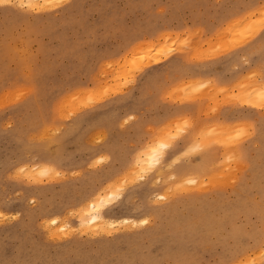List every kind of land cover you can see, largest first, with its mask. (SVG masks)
<instances>
[{
  "label": "rangeland",
  "instance_id": "1",
  "mask_svg": "<svg viewBox=\"0 0 264 264\" xmlns=\"http://www.w3.org/2000/svg\"><path fill=\"white\" fill-rule=\"evenodd\" d=\"M7 1L0 264H264V0ZM150 106L182 110L145 124ZM195 128L193 165L146 167L149 142L167 157ZM115 180L129 221L81 224Z\"/></svg>",
  "mask_w": 264,
  "mask_h": 264
},
{
  "label": "bare ground",
  "instance_id": "2",
  "mask_svg": "<svg viewBox=\"0 0 264 264\" xmlns=\"http://www.w3.org/2000/svg\"><path fill=\"white\" fill-rule=\"evenodd\" d=\"M6 1L7 0H0V6L2 5V4H4V3H6ZM52 0H14L13 2H16V7H21V6H24V7H37V5H39L40 3H42V5L44 6H42V5H40V6H42L43 7V9L44 8H46L47 6L45 5V4H52V5H56V3H58V1L57 0H55V1H52L53 3H50ZM57 1V2H56ZM60 1H62V0H60ZM56 2V3H55ZM7 3H10L9 2V0L7 1ZM32 6H31V5ZM79 4V3H78ZM50 5H48V7L50 6ZM51 5V6H52ZM22 8V7H21ZM20 8V9H21ZM40 8V7H39ZM31 9V8H30ZM35 10V9H34ZM36 10H38V9H36ZM13 13V12H12ZM15 13V12H14ZM12 16H13V14H12ZM54 24V23H53ZM263 34V33H262ZM264 35V34H263ZM161 42V41H160ZM262 42H264V36H261L260 37V39H259V41H258V43H262ZM155 43V42H154ZM256 44V43H255ZM153 45V44H152ZM155 46V45H154ZM213 47V46H212ZM155 48V47H154ZM151 49V48H150ZM157 50H159V53H160V55L162 54L160 51L161 50H163L162 48H161V50H160V48H156ZM148 52V51H147ZM151 52V51H150ZM142 53H143V51H142ZM158 53V52H157ZM153 54V53H152ZM150 56V55H149ZM158 56V55H157ZM157 56H155V57H153L156 61H157ZM141 57H144V56H141ZM147 57V56H146ZM146 57H144V58H146ZM159 57V56H158ZM162 57V56H161ZM143 59V58H142ZM159 59V58H158ZM154 60V61H155ZM152 60H150L149 61V63L151 62ZM153 61V62H154ZM148 63V64H149ZM147 65V64H146ZM138 66V65H137ZM143 67V66H142ZM132 69V68H131ZM137 69V68H136ZM138 70H140V69H138ZM131 83V82H130ZM202 85V84H201ZM260 85V84H259ZM258 85V86H259ZM260 87V89L262 90V92H264V86L263 87H261V85L259 86ZM258 88V87H257ZM140 89H141V87H140ZM250 89V88H249ZM206 90V89H205ZM231 94V93H230ZM258 99H261V98H258ZM258 99H256V102H258L259 100ZM256 102H254V103H256ZM255 105V104H254ZM259 105V104H258ZM262 128V127H261ZM229 129V128H228ZM220 130V129H219ZM214 131V130H213ZM232 131V130H231ZM260 131V130H259ZM260 133H261V131H260ZM58 134V133H57ZM229 135V134H228ZM261 137V136H260ZM155 141V140H154ZM158 144L156 145V148H154L153 147V145L152 146H150L151 148H149V150H151V151H149V150H146L145 149V151H144V153H145V155H144V153H143V156H145V159L143 158V160H147V162L146 161H144V163H145V165H146V167L148 166V167H150V166H158L160 163H161V160H163V158H165V150L168 148V146L171 144L170 142H168L167 143V141H166V143L165 142H161V141H159V142H157ZM193 144V143H192ZM189 146V145H188ZM142 148H143V146H142ZM141 148V149H142ZM148 149V148H147ZM143 152V151H142ZM142 152H141V154H142ZM139 155V153H137L136 154V156H138ZM139 156H141V155H139ZM146 157H147V159H146ZM139 158V159H138ZM142 157H136V161L137 160H142L141 159ZM100 160V159H99ZM142 160V161H143ZM175 160V159H174ZM174 160H172V161H174ZM135 161V162H136ZM171 161V160H170ZM225 162V161H224ZM137 163H139V162H137ZM143 163V162H142ZM170 162H168V164H169ZM47 164V163H46ZM128 164H130L129 162H128ZM128 164H124V166H126L127 167V165ZM172 164V163H171ZM173 165V164H172ZM35 166H37V165H35ZM39 166V165H38ZM140 166V165H139ZM52 167V166H51ZM125 167V168H126ZM134 168H135V166H133ZM172 167V166H171ZM22 168V167H21ZM42 168V167H41ZM43 168H48L47 166H43ZM42 168V169H43ZM45 169V170H46ZM59 169V168H58ZM127 169V168H126ZM128 169H129V167H128ZM141 169V168H140ZM174 169V168H173ZM187 169V168H186ZM53 170V169H52ZM132 170H133V168L131 167V169H130V171L132 172ZM142 170V169H141ZM50 170H48V171H45V173L46 172H49ZM55 171V170H54ZM144 171V170H143ZM44 172V171H43ZM145 173V172H144ZM245 173V172H244ZM50 174H51V171H50ZM56 174V173H55ZM128 174H129V171H128ZM127 174V175H128ZM192 174V173H191ZM129 176V175H128ZM182 176H186L185 174L184 175H181V177ZM127 177V176H126ZM174 177H178V176H174ZM180 177V176H179ZM190 176H186L185 177V180H187V181H189L190 180V178H189ZM125 178V177H124ZM179 179V178H178ZM192 179V178H191ZM184 180V181H185ZM219 180V179H218ZM130 182H131V180H129ZM113 182V181H112ZM115 182H117L116 180L114 181V183H111L110 185H108L107 187H105L104 189H102V190H100V191H97L96 190V192H92L91 190L92 189H90V191H88L87 190V192L85 191V195H84V193H83V195H81V196H83L82 198H81V201L83 202V206L84 207H82V206H80V207H82V208H77L78 210H79V213L77 212V214H79L80 215V217H79V215H78V217L81 219V224H84V225H100V226H103V225H105V224H108L109 226H111V227H113V226H115V224L117 223V222H128L129 221V218H126V217H122V218H117L116 217V212L115 211H113V210H111V208H113V206L112 207H110V205L112 204V202H114V200L118 197V195L119 194H117L116 193V190H115V188H116V185H119V184H116ZM186 182V181H185ZM118 183V182H117ZM114 184H116V185H114ZM123 184H124V182H123ZM125 185V184H124ZM93 186V185H92ZM120 186V185H119ZM96 188V187H95ZM121 188H123V186L121 187ZM99 189V188H98ZM157 194V193H156ZM120 197V196H119ZM118 197V198H119ZM159 197V196H158ZM161 197V196H160ZM32 200V199H31ZM30 200V201H31ZM40 200V199H39ZM78 201V200H77ZM80 201V202H81ZM118 201V200H117ZM79 202V201H78ZM81 202V203H82ZM74 204V203H73ZM78 204V203H77ZM75 206V205H74ZM77 206V205H76ZM78 207V206H77ZM126 208V207H125ZM76 209V211H78ZM127 209V208H126ZM129 210V209H128ZM75 211V210H74ZM145 216V215H144ZM57 218V217H56ZM57 220H58V218H57ZM146 220L147 219H143V221H141V225H144L145 223H146ZM149 220V219H148ZM131 221V220H130ZM133 222H136L135 220L133 221ZM142 222H144V223H142ZM57 223V222H56ZM79 223H80V221H79ZM139 223H140V221H139ZM138 223V224H139ZM54 224V223H53ZM118 224V223H117ZM137 224V223H136ZM104 227V226H103ZM107 227V226H106ZM117 227V226H116ZM145 227V226H144ZM51 230V229H50ZM246 251V250H245ZM236 258H237V256H236ZM222 259V258H221Z\"/></svg>",
  "mask_w": 264,
  "mask_h": 264
},
{
  "label": "crops",
  "instance_id": "3",
  "mask_svg": "<svg viewBox=\"0 0 264 264\" xmlns=\"http://www.w3.org/2000/svg\"><path fill=\"white\" fill-rule=\"evenodd\" d=\"M253 48L254 47H252V48L249 47V48L246 49L245 52L246 53L247 52L250 53V52H252V50H254ZM160 63H158V64H160ZM158 64H156V65H158ZM156 65H152V66H156ZM152 66H150V67H152ZM174 66H175V64H174ZM191 72L197 73V72H199V70H198V68L197 69H192ZM258 85L256 87H259L260 85H261V87H263L264 86V81H262L259 86ZM238 99H239V102H240V105H239L240 108H244V109H241L240 110V113L246 112V110H247L246 108L258 109L256 107H252V106H248V105L242 104L243 102H255L256 99H254V98H242L240 96H239ZM151 107H153V109L150 110L148 113H146L145 124L147 123V121H149L150 124H155L156 123V120H161V119L165 118L166 114H168V113H170L172 111L180 112L182 110V109L177 108V109H174V110L172 109L170 111H167L166 109H164V107H159V109H157L154 106H150V108ZM237 118H240V117H237ZM222 125H224V124H222ZM227 126H230V125H227ZM197 129L198 128L192 129L190 131V133L188 134V136L185 138V141L184 142H181V140L180 141H177V140L175 141L174 140V142L172 144V146H173L172 151L168 155L166 153L167 157L163 158V160L161 161V163H160L159 166H169L168 162H170V160H172V159L174 160L175 158H176L177 161L172 166L174 168H183V169H186L187 167L193 165L191 163V162H193L192 159H191V157L196 152H194V150H192L191 147L193 146L192 143L194 144V142H195L194 134H195V132H196ZM260 135H262V133ZM154 142H155L154 140H152L151 142H149L148 143V147L151 146V145H153ZM231 148L232 147L228 148V150H227V149H224V148H220V147L213 146V147L204 148L201 151H204L206 153H211V157H210L211 160L209 162L210 163H213L215 160H218L217 153H218V151L220 149H224L226 152H229L230 153L231 152ZM134 152L127 154V156L125 158H128V159L133 160V154H134ZM224 156H226V155L225 154L223 155V160L225 161ZM209 162H208V164H209ZM116 167H118V166H116ZM189 169L195 170V167L189 168Z\"/></svg>",
  "mask_w": 264,
  "mask_h": 264
}]
</instances>
